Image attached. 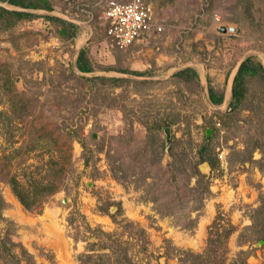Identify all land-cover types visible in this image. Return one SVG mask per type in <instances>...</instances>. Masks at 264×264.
<instances>
[{
	"label": "rangeland",
	"instance_id": "obj_1",
	"mask_svg": "<svg viewBox=\"0 0 264 264\" xmlns=\"http://www.w3.org/2000/svg\"><path fill=\"white\" fill-rule=\"evenodd\" d=\"M48 1L51 10L0 0L4 9L30 14L0 26V235L10 234L37 264H79L92 229L115 231L102 211L112 201L122 208L117 219L139 225L149 240L147 254L129 250L132 264H178L174 249L202 253L218 220L233 228L225 264H264V242L249 230L264 197V87L250 83L242 107L231 108L228 96L242 61L264 68V0H152L162 32L126 50L106 41L101 15L129 0ZM50 18L73 24L74 37L59 38ZM81 49L90 73L72 66ZM185 68L197 84L175 76ZM96 77L122 82L101 85ZM209 87L223 93L220 105L206 102ZM164 122L194 161L213 160L201 172L210 181L202 205L190 200L193 180L188 185L168 169L164 128L152 129L147 142L146 127ZM11 179L34 202L32 211L13 194Z\"/></svg>",
	"mask_w": 264,
	"mask_h": 264
},
{
	"label": "trees",
	"instance_id": "obj_2",
	"mask_svg": "<svg viewBox=\"0 0 264 264\" xmlns=\"http://www.w3.org/2000/svg\"><path fill=\"white\" fill-rule=\"evenodd\" d=\"M10 5L20 7L22 9H43L51 10V6L48 0H5ZM30 17V14L22 11H11L0 7V26H12L15 22ZM54 26V29L61 39H72L75 35V26L66 21H62L56 18L49 19ZM77 70L82 73H90L93 71L92 64L87 56L85 49H81L77 55L75 62ZM177 77L181 81L190 82L194 81L197 84V74L191 68H185L176 73ZM93 80L98 81L103 85L104 83H110L116 85L122 82L121 79L111 78H99L96 77ZM258 82L261 87H264V68L263 66L253 58H246L239 65L237 72L233 78L230 94L229 106L231 108L242 107L243 102L247 99L249 92V84ZM208 98L213 105H220L223 101V93L216 89L208 88ZM171 123H157L153 128H147V142L152 143L153 130L170 127ZM146 142V143H147ZM180 142L178 140H171L168 148V154L171 158V162L168 164V169L171 175L174 177L180 175L187 180L188 185L193 180L194 185L189 188V191L193 193L194 197L190 200L192 203L202 205L204 199L209 195V177L202 174L198 169V163L206 161L211 170L214 168L213 160L205 158L200 155L197 161H194L187 153L183 151L181 146H178ZM161 149H165V145H161ZM153 163L159 162L157 157H154ZM245 162V161H243ZM110 167V166H109ZM112 176L117 179V169L110 167ZM9 184L12 187V192L23 207L32 211L34 209L33 203L26 201L24 194L26 190L18 185L15 179H11ZM41 185V184H40ZM20 188V189H19ZM23 191V193H22ZM154 205L156 213L166 216L168 213L167 208L163 205H158L156 198L150 199ZM31 204V205H30ZM3 200L0 197V208L3 207ZM115 206L114 213H108L109 208ZM2 209V208H1ZM192 210H197L192 207ZM104 213H107L116 226L113 232H104L100 228L92 229L93 242L90 243V250L87 253H83L77 256L79 264H132V256L129 250L136 248L137 254H147L149 240L146 232L139 225L128 221L126 219H117L118 216H122V208L119 203L106 202ZM251 226L249 230L251 234L258 240L264 242V197L260 196V206L253 210L251 215ZM0 220L2 217L0 216ZM220 220L213 222L208 228L205 250L202 253H194L189 250L174 249L170 253L178 264H225L227 261V242L226 240L232 234V226L219 223ZM220 230L223 231V240L220 235ZM264 246V244H263ZM94 247H98L96 254L92 253ZM218 247L223 248V251H218ZM241 254V253H240ZM246 254V253H245ZM37 264L33 261L32 256L18 243L12 241L9 235H0V264Z\"/></svg>",
	"mask_w": 264,
	"mask_h": 264
},
{
	"label": "built area",
	"instance_id": "obj_3",
	"mask_svg": "<svg viewBox=\"0 0 264 264\" xmlns=\"http://www.w3.org/2000/svg\"><path fill=\"white\" fill-rule=\"evenodd\" d=\"M151 1L129 0L111 4L103 10L105 38L112 48L126 50L151 33L162 32V24L155 17Z\"/></svg>",
	"mask_w": 264,
	"mask_h": 264
},
{
	"label": "water",
	"instance_id": "obj_4",
	"mask_svg": "<svg viewBox=\"0 0 264 264\" xmlns=\"http://www.w3.org/2000/svg\"><path fill=\"white\" fill-rule=\"evenodd\" d=\"M72 66H73L74 69H76V66H75V63L74 62L72 64ZM204 98H205L206 102L210 106H213V104L210 102V100H209L208 95H207L206 92H204ZM163 132L165 134V151L167 152L168 151V148L170 146V143H171V132H170V128L169 127L164 128ZM209 135H210V132L208 130V131H206V137H208ZM198 169H199L200 172H203L205 169H209V165L206 162H204L201 165H199Z\"/></svg>",
	"mask_w": 264,
	"mask_h": 264
},
{
	"label": "bare ground",
	"instance_id": "obj_5",
	"mask_svg": "<svg viewBox=\"0 0 264 264\" xmlns=\"http://www.w3.org/2000/svg\"><path fill=\"white\" fill-rule=\"evenodd\" d=\"M85 28V27H84ZM82 29V28H81ZM84 30V29H83ZM84 31H86V30H84ZM86 33V32H85ZM85 33L83 34H81L80 36H79V38H78V46H79V44H80V46H81V44L83 43V41L86 39L85 38Z\"/></svg>",
	"mask_w": 264,
	"mask_h": 264
},
{
	"label": "crops",
	"instance_id": "obj_6",
	"mask_svg": "<svg viewBox=\"0 0 264 264\" xmlns=\"http://www.w3.org/2000/svg\"><path fill=\"white\" fill-rule=\"evenodd\" d=\"M76 66V65H75ZM234 78V77H233ZM233 81V80H232ZM231 89V88H230ZM230 89L228 90V92H230L231 93V91H230ZM207 95H208V93H207ZM228 96H230V94L228 95ZM225 99V98H224ZM227 99H228V97L226 96V100H224V101H227Z\"/></svg>",
	"mask_w": 264,
	"mask_h": 264
}]
</instances>
